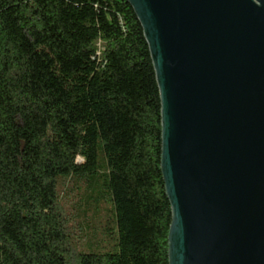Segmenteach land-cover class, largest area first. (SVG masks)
<instances>
[{
  "label": "trees",
  "instance_id": "trees-1",
  "mask_svg": "<svg viewBox=\"0 0 264 264\" xmlns=\"http://www.w3.org/2000/svg\"><path fill=\"white\" fill-rule=\"evenodd\" d=\"M159 156L125 0H0V264H167Z\"/></svg>",
  "mask_w": 264,
  "mask_h": 264
},
{
  "label": "water",
  "instance_id": "water-1",
  "mask_svg": "<svg viewBox=\"0 0 264 264\" xmlns=\"http://www.w3.org/2000/svg\"><path fill=\"white\" fill-rule=\"evenodd\" d=\"M159 99L167 264H264V0H125Z\"/></svg>",
  "mask_w": 264,
  "mask_h": 264
},
{
  "label": "rangeland",
  "instance_id": "rangeland-1",
  "mask_svg": "<svg viewBox=\"0 0 264 264\" xmlns=\"http://www.w3.org/2000/svg\"><path fill=\"white\" fill-rule=\"evenodd\" d=\"M82 250H84V251H88V247H87V245H84V246L82 247Z\"/></svg>",
  "mask_w": 264,
  "mask_h": 264
}]
</instances>
